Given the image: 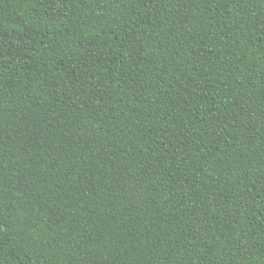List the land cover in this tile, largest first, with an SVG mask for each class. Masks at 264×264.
<instances>
[{
    "label": "trees",
    "instance_id": "1",
    "mask_svg": "<svg viewBox=\"0 0 264 264\" xmlns=\"http://www.w3.org/2000/svg\"><path fill=\"white\" fill-rule=\"evenodd\" d=\"M0 264H264V0H0Z\"/></svg>",
    "mask_w": 264,
    "mask_h": 264
}]
</instances>
